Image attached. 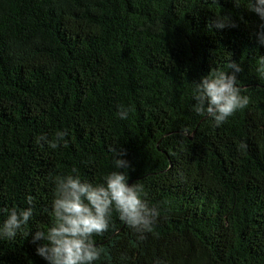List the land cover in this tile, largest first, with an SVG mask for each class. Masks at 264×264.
<instances>
[{
    "label": "trees",
    "instance_id": "16d2710c",
    "mask_svg": "<svg viewBox=\"0 0 264 264\" xmlns=\"http://www.w3.org/2000/svg\"><path fill=\"white\" fill-rule=\"evenodd\" d=\"M0 0V209L29 207L0 264H48L33 242L52 224L57 177L94 185L122 146L150 206L141 234L112 213L93 264H264V76L249 0ZM235 27L219 29L217 17ZM236 62L250 98L216 127L195 82ZM127 118H120L121 109ZM187 128L190 135L181 130ZM66 131L68 146L37 143ZM7 215L0 213V225Z\"/></svg>",
    "mask_w": 264,
    "mask_h": 264
},
{
    "label": "clouds",
    "instance_id": "9594fccd",
    "mask_svg": "<svg viewBox=\"0 0 264 264\" xmlns=\"http://www.w3.org/2000/svg\"><path fill=\"white\" fill-rule=\"evenodd\" d=\"M240 7V0H234ZM247 10L256 14L262 21L257 25L258 41L264 45V0H249ZM215 26L219 29L235 27L230 17H217ZM258 71L264 76V56L258 58ZM230 72L212 69L206 76L195 82L193 99L196 101L194 111L201 116L207 115L216 127L224 124L237 111L246 108L250 98L241 94L237 84V73L243 71L240 64L230 62ZM121 119L127 118V110L121 109ZM184 136L190 135L187 128L181 130ZM66 131L56 133L55 139L40 136L37 143L47 142L51 148L68 146ZM113 162L118 171H113L105 177V182L94 185L82 181L78 170L73 168V174L57 177L55 197L52 202V224L46 230H38L33 236V242L43 241L37 246V254L48 264H93L101 256L93 239L109 230L113 211L119 214L122 222L141 234L152 231L159 210L150 206L146 200L147 193L139 183H129L128 169L130 162L125 159L127 151L122 146H111ZM29 207L0 209L7 219L0 225V240H14L22 233L33 218V198H27Z\"/></svg>",
    "mask_w": 264,
    "mask_h": 264
}]
</instances>
